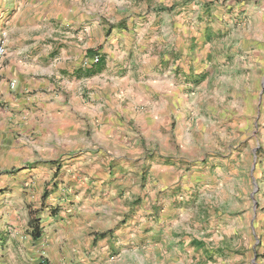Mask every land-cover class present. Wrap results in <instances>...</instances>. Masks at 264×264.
Returning a JSON list of instances; mask_svg holds the SVG:
<instances>
[{
	"label": "crops",
	"instance_id": "crops-1",
	"mask_svg": "<svg viewBox=\"0 0 264 264\" xmlns=\"http://www.w3.org/2000/svg\"><path fill=\"white\" fill-rule=\"evenodd\" d=\"M30 1L0 19V264H145L151 242L140 241L162 225L171 190L198 180V165L187 169L198 152L171 118L210 75L190 96L186 75L208 69L205 36L226 32L245 74L216 80L244 89L256 66L262 77L264 0H231L247 21L229 31L215 19L188 28L186 0ZM96 53L100 64H85Z\"/></svg>",
	"mask_w": 264,
	"mask_h": 264
},
{
	"label": "rangeland",
	"instance_id": "rangeland-1",
	"mask_svg": "<svg viewBox=\"0 0 264 264\" xmlns=\"http://www.w3.org/2000/svg\"><path fill=\"white\" fill-rule=\"evenodd\" d=\"M186 1L192 3L185 10L186 25L193 31L198 30L194 19L206 23L218 20L221 25L226 24L228 31L229 26L246 24L244 12L231 11V0H217L216 9L214 0ZM29 2L32 3L0 0V19L7 20ZM225 33L217 32L212 38L205 36L207 42L215 39L214 49L206 58L210 64L197 76L186 75L188 95L209 75L210 80L206 86L195 89L199 95L189 97L185 108L173 111L171 129L179 130L182 136L187 132L191 136L188 146L198 152L195 154L199 159L187 163V169L198 165L192 167L198 180L171 190L172 199L168 203L171 210L162 225L157 219L155 236L140 241L151 242L150 249L144 246L139 249L145 264L152 257L156 258V264H264V75L260 77L263 68L255 67L251 86L243 82L246 88H234L231 81L245 74V67L235 70L231 66L234 48ZM199 44H189V56L200 48ZM95 55L101 61V56ZM189 56L186 66L192 61ZM217 76L231 81L220 83ZM144 109V105L135 108L137 112ZM200 135L205 137L202 145ZM157 197L161 199L157 198L156 215L164 208L163 196ZM113 257L115 254L110 255Z\"/></svg>",
	"mask_w": 264,
	"mask_h": 264
},
{
	"label": "built area",
	"instance_id": "built-area-1",
	"mask_svg": "<svg viewBox=\"0 0 264 264\" xmlns=\"http://www.w3.org/2000/svg\"><path fill=\"white\" fill-rule=\"evenodd\" d=\"M7 48L4 40V33L0 35V70L2 67V64L4 62L5 56H6ZM99 61V56L98 55H93L89 58V61H86L85 64L88 66L94 65L98 63ZM2 112V107L0 106V113ZM40 264H46V261L41 260Z\"/></svg>",
	"mask_w": 264,
	"mask_h": 264
},
{
	"label": "trees",
	"instance_id": "trees-1",
	"mask_svg": "<svg viewBox=\"0 0 264 264\" xmlns=\"http://www.w3.org/2000/svg\"><path fill=\"white\" fill-rule=\"evenodd\" d=\"M99 61H100V59H99ZM99 61H98V63H96L97 65L100 64L101 61L100 62ZM39 236H40V233L38 231H36L35 233H33V237L34 238H38Z\"/></svg>",
	"mask_w": 264,
	"mask_h": 264
}]
</instances>
